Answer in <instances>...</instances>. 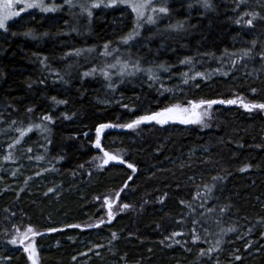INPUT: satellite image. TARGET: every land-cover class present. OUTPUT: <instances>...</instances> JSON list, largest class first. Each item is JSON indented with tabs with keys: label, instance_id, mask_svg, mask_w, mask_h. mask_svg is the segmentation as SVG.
I'll list each match as a JSON object with an SVG mask.
<instances>
[{
	"label": "trees",
	"instance_id": "obj_1",
	"mask_svg": "<svg viewBox=\"0 0 264 264\" xmlns=\"http://www.w3.org/2000/svg\"><path fill=\"white\" fill-rule=\"evenodd\" d=\"M207 2L209 7L204 0H168V15L136 38L137 44L119 38L131 24L125 30L111 24L124 14L123 7L104 13L110 18L104 23L79 13L72 23L71 12L64 11L14 22L0 33L4 264H31L23 250L28 244L35 245L38 264H264V110L249 111L239 102L214 104L201 126L149 122L135 129L107 128L101 148L95 147L100 124H126L175 104L264 103V0ZM245 12L259 13L253 26L245 23L251 18ZM177 24L182 27L172 29ZM106 43L111 57L101 54ZM143 43L148 47L140 48ZM248 49L251 56L241 59ZM128 56L143 69L152 68L158 79L145 71L115 72L110 79L99 72L84 75ZM187 58L191 64L181 63ZM43 116L51 119L42 121ZM29 127L21 143L9 148L19 138L16 129ZM198 150L209 152L187 160L188 165L177 162ZM104 151L125 163L103 165ZM105 199L113 205L111 219ZM194 219L206 221L210 234L193 225ZM29 226L40 235L30 233L21 245ZM194 227L201 236L195 243ZM230 227L235 231L222 239L216 235ZM12 239L17 244L9 243ZM217 239L218 250L199 254L216 247Z\"/></svg>",
	"mask_w": 264,
	"mask_h": 264
},
{
	"label": "snow or ice",
	"instance_id": "obj_2",
	"mask_svg": "<svg viewBox=\"0 0 264 264\" xmlns=\"http://www.w3.org/2000/svg\"><path fill=\"white\" fill-rule=\"evenodd\" d=\"M121 2L123 3H127L128 6L131 8L132 12L135 13V17H136V22H135V26L133 28V30L131 32H129L126 36L121 38V43L123 44H128L130 40L134 39L135 36L139 35V28L142 26V23H148V24H154L156 22V15L157 14H167L168 12V8L166 6H164L163 4H161L159 7L154 6V4L156 3V0H121ZM205 2V7H209L210 5L208 4L207 0H204ZM246 0H239V3H245ZM65 3L69 4L70 6L73 4V0H65ZM17 4L22 5V7L19 8V10H16L15 6ZM99 4L93 3L91 4V7L95 8V7H99ZM107 6V5H106ZM80 7L82 9H84L85 11H87V15L90 17L92 15V12L88 10V5L87 4H81ZM33 8H39L41 11L43 12H48V11H54L56 10L54 7H48L44 4V0H0V29L3 30H7L6 25L7 22L9 20H11L13 17L19 16L20 13L22 11H25L26 9H33ZM245 16H250L251 18L248 19L247 21H245V23L249 26H253V21L257 19V17L259 16V13L257 12H245L244 13ZM262 19H264V17H262ZM241 21L238 20L237 23H240ZM173 28H181L182 25L177 24L172 26ZM30 33H26V35H28ZM110 43V42H109ZM109 43H106L104 45V49L105 51L103 53H101L102 55L105 56H109L112 54L111 51H109ZM255 41L252 42L253 46H255ZM88 51H92V49H88ZM113 51H118V49H114ZM75 55L79 56L81 55V50H76L75 51ZM225 55H229L231 56H236V53H225ZM262 58H264V53L260 54ZM251 56V49L248 50H242V52L240 53V58L243 59L245 57H250ZM181 63H185V64H191V58H187L184 61H181ZM233 64L236 63L235 60L232 61ZM119 65V67H117ZM129 68V63L128 61H121L119 58H116V63H111V64H107L105 68H101L99 69V71L101 72L102 75L105 76V78L110 79V73L107 69H116L117 70V74L118 75H133L135 74V72H139V71H145L147 73H149V79H158V77L156 76V73L153 71L152 68H148V69H143L140 67L139 62L137 61L135 64H132V68L134 69V71L129 72L128 71ZM160 69H163L164 71H168V69L164 66V65H159ZM97 71L96 68L91 69L89 72H85L84 75L88 76L91 75L92 73H95ZM185 76H187V73L184 74ZM198 76H201L203 74L201 73H197ZM195 78V77H192ZM185 83H187L188 81L185 80ZM256 89H252V92L255 93ZM240 103V105L245 108L246 110L251 111L252 109H261L264 110V103H245L242 99H230V100H200L199 102H193V101H189L187 107H181L180 105H173V106H169V107H165L164 109H162L161 111H156V112H152L150 114H144V115H140L138 116L136 119L132 120L131 122H128L126 124H100L97 129V139H96V143H95V147L100 149L101 148V144H100V136L101 133L104 129L107 128H113V127H122V128H128V129H135L136 127H138L141 124L144 123H149V122H155L156 124H166L169 121H173V122H179L181 124H195V123H201L203 120L204 116L209 115V113L205 110L204 112H197L196 109L198 108H203L205 105L208 108H211L212 105L214 104H236V103ZM59 103H64V101H59ZM32 109H28V112H31ZM42 121H48L51 118L49 116H43ZM13 124L15 123V121L12 122ZM207 126V125H205ZM35 128L37 129H41V124H36L34 125ZM46 130V129H45ZM16 131L19 132V138H17L15 140V142L13 144H9V148H13L15 147V145H18L21 143V140L25 137L27 132H31L32 128L29 127L27 129H16ZM28 152H31L32 149L28 148L27 149ZM9 156H5V159H9ZM29 159H31V157H29ZM37 160H41L43 159V157L41 156H37L36 157ZM102 159V164L103 165H107L109 163V161H118L119 163L123 164L125 163V161L119 157L118 155H112L107 151H104L103 153V157ZM102 165H98V167H100ZM127 167L130 169H133V171H135V168L133 166V164L128 163ZM37 175H40V173H37ZM129 179H131V177H129ZM214 179H216L214 177ZM125 187H127V185H125ZM210 190V189H209ZM49 191H53V189H49ZM117 196H119V193L116 194ZM104 203L108 206V216L111 219L113 217V212H112V202L109 201L108 199L104 200ZM183 203V201H182ZM129 207L128 204H123L122 208L123 209H127ZM201 207H203V205H201ZM226 209L225 208H221L220 212H224ZM209 213L213 212L214 209L209 208L207 210ZM201 215H203V213H201ZM193 225H197L200 224V221L197 220H193L192 221ZM215 223L217 224V226L220 225V220H216ZM207 222L205 221L204 224H200L201 228L203 229V232L205 234H210L209 233V227L206 226ZM98 226V225H97ZM69 227H80L79 225H70ZM17 231H19V229H17ZM49 231H57V229L52 228L49 229ZM194 235H193V243L199 241L201 239L200 235H196V228L194 227L192 229ZM235 231V228H220V232L216 233L217 236L223 237L224 234H226V232H233ZM32 234L33 236L35 235H40V233L35 232L33 230L32 227H28L26 229V231L23 233V237L20 239V244L24 245V239L28 238L29 234ZM178 235H183V233H179V232H173L172 236H178ZM113 236H115V234H113ZM221 239H217L216 240V247H210L207 250L201 249L200 251V255H207L213 251L218 250V246L221 243ZM9 243L15 245L17 244V239H12L9 241ZM177 243H179V241H177ZM23 250L25 253L28 254V260L31 261V264H38V253L37 250L35 248L34 244H28V245H24ZM98 254V253H97ZM237 260L240 259L239 256L235 257ZM73 259H75V257H73Z\"/></svg>",
	"mask_w": 264,
	"mask_h": 264
},
{
	"label": "rangeland",
	"instance_id": "obj_3",
	"mask_svg": "<svg viewBox=\"0 0 264 264\" xmlns=\"http://www.w3.org/2000/svg\"><path fill=\"white\" fill-rule=\"evenodd\" d=\"M167 1L168 0H156V3L154 4V6L159 7L161 4H163L164 6H166L168 8ZM93 3L99 4L100 6L93 8V7H91V4H93ZM44 4L46 6H48V7H54L56 10H54V11H48V12H43L39 8L26 9L25 11H22L19 16L13 17L11 20H9L7 22L6 28L10 24H12L14 22H17V21H24V22L32 21V20L35 19L36 15H40L42 17H46V16H57L58 14H61L64 11L65 12H68V13L71 12V16L70 17H71L72 23L79 21L80 16L78 15V13L81 16L86 17V19L88 17V19H90V20H97L99 22L104 23V22H106V20H110V18L107 19L104 16V13H106L109 9H112V8L113 9H117V8H120V7L125 8V9H123V13L124 14H130V15H132L131 16L132 18H130V19L125 18L124 17L125 15L123 14V15H119L117 18L116 17L115 18H112V20H111V24L115 27V29L117 28V26H119V28L121 30H125V29H128V26L127 25L131 24V26L129 27L130 30L128 32H125V35H123V37L126 36L129 32H131L133 30V28L135 26V22H136L135 13L132 12L131 8L128 6L127 3H123V2H121V0H73V4L71 6L69 4H67V3H65V0H44ZM81 4H87L89 6L88 7V10L92 12V15L90 17L87 15V11H85L84 9H82L80 7ZM20 7H22V5H20V4H17L15 6L16 10H19ZM95 11H98V13H99V15L97 17H95ZM168 12H169V10H168ZM168 12H167V14H157L156 15V22L154 24H148L146 22L145 23H142V26L139 28V35L135 36V38L132 39V40H130L129 43L130 44H137L135 42L136 41L135 39L138 38L139 36H142L147 28L156 27L161 22V20L168 15ZM172 29L175 30L176 28H173L172 27ZM5 32H6V30L0 29V33H5ZM121 35L119 37L120 40H121ZM4 37H5V35H4ZM146 47H148V46L146 44H144V43L141 44V46H140V48H146ZM111 55H110V57H111ZM89 57H90V59L93 60L92 55H90ZM127 59L128 60H124V59H120V60L122 62L123 61H128V63H129L128 71L129 72H132V71H134V69L132 68V64H135L137 60L131 59L129 56H128ZM103 60L104 59H102L101 62ZM113 60H114V58H113ZM113 60H111L110 63ZM149 62L150 63H153V61H149ZM113 63H116V60ZM105 65H107V64H105ZM94 67L97 69L96 72L101 73L99 71V69L105 68L106 66L102 65V66H100L98 68H97V66H94ZM117 67H119V65ZM140 67H141V65H140ZM107 70L109 71L110 76L111 75H115V72H117L116 69H107ZM137 73L138 72H135V74H137ZM133 75L125 74L123 76H133ZM175 105H180L181 107H187V106H189V105H182V104H175ZM213 107L214 106L212 105L211 108H208L205 105L203 108L196 109V111L198 113L199 112H204L206 110L209 113V115L204 116L201 123H195V124L201 126L206 121V119L209 118V116H210V114L212 112ZM170 123L177 124L179 127L186 126L187 128L188 127H191L192 125H195V124H181L178 121L177 122L169 121L166 124H162V125L161 124H158V125L164 126V125H167V124H170ZM203 152H207L208 153L209 150L208 151H206V150H198V152H196V153L188 154V156H187L186 159L181 158L177 162L178 163H181L182 165H185L187 163L189 164L190 162H186L187 160H190V159H193V158H197L198 157V154L199 153H203ZM172 163H175V161L172 162ZM10 169H11V167H6L5 168V173H11V170ZM1 257L2 256L0 255V264H4V260L1 259Z\"/></svg>",
	"mask_w": 264,
	"mask_h": 264
}]
</instances>
